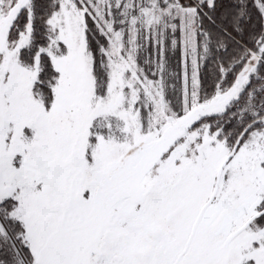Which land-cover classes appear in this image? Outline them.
Here are the masks:
<instances>
[{
    "label": "snow or ice",
    "instance_id": "1",
    "mask_svg": "<svg viewBox=\"0 0 264 264\" xmlns=\"http://www.w3.org/2000/svg\"><path fill=\"white\" fill-rule=\"evenodd\" d=\"M0 264H264V0H0Z\"/></svg>",
    "mask_w": 264,
    "mask_h": 264
}]
</instances>
